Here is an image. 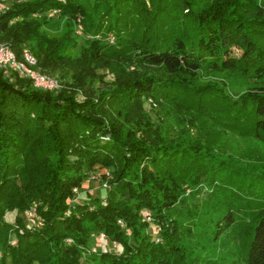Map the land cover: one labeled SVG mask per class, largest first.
Returning <instances> with one entry per match:
<instances>
[{
  "label": "trees",
  "instance_id": "16d2710c",
  "mask_svg": "<svg viewBox=\"0 0 264 264\" xmlns=\"http://www.w3.org/2000/svg\"><path fill=\"white\" fill-rule=\"evenodd\" d=\"M61 22L65 41L75 23L92 38L62 90L0 74V264H221L194 255L170 214L200 186L234 197L215 233L245 251L240 264H264V154L223 147L227 135L264 146V0H10L0 43L17 58L26 47L51 75L66 44L41 30ZM223 77L245 88L232 96ZM94 167L109 174L104 199L72 204ZM30 207L42 221L33 231L21 217ZM98 234L120 253L87 252Z\"/></svg>",
  "mask_w": 264,
  "mask_h": 264
},
{
  "label": "rangeland",
  "instance_id": "374dc122",
  "mask_svg": "<svg viewBox=\"0 0 264 264\" xmlns=\"http://www.w3.org/2000/svg\"><path fill=\"white\" fill-rule=\"evenodd\" d=\"M9 3L10 0H0V13L6 6L9 5ZM47 17L55 20V14L52 12L48 13ZM20 21H22L21 17L14 18L10 21V24H16ZM41 31L42 33L47 34L48 37L59 42L61 41V43L64 45L66 44L61 54L62 66L54 68L51 75L42 73L39 66L36 65V62L34 67L36 72H40L57 82L56 92H58L66 86L64 80L69 77L70 72L74 67L72 64L73 60L78 57L77 55L80 53V50L84 44L87 41L92 40V38L85 34L80 25L76 23L67 36V41H65L66 34L64 33L62 22L59 24L58 28L53 27L49 30V32H47V29H42ZM107 42L112 43L113 41L112 39H109ZM23 49L27 50L26 47ZM58 65H60V62ZM102 77L104 83H110L112 81V75L107 71H104ZM219 77L222 76H218L216 78ZM201 78L203 80L209 79V75L202 74ZM223 80L225 83H227V93L231 94L232 96H236L245 88V83L243 81L231 80L228 78L226 79V77H223ZM156 108L157 107L151 109L143 102L142 109L150 118L156 117L154 112ZM188 131L190 134H194L192 129H189ZM223 145L224 151L236 159L241 158L240 155L245 150L246 146H254L259 152L264 154V146L257 141L242 140L232 135H227L225 137ZM251 163L255 168H262L261 164L254 162ZM101 174H103L106 178L109 177L107 171L99 170L97 167H94V169H92L87 174L86 182L79 189H76L75 193H73L74 197L71 200V203L75 205H82L88 198L91 199L96 197L99 199H104L103 185L105 184L103 181H101ZM223 184L225 183H222V185ZM209 189V186H207V188L206 186H200L193 192L192 190L187 189L185 192V198L180 204H177L173 210H170V214H172L175 220L178 221L180 230H185L182 232L184 241L193 247L194 255H200V257L202 256L211 261H218L221 264H240L243 261L245 251L239 250L240 248L238 244H234L228 238H226V229L219 232L218 234L215 233V231L218 229V225H225L226 217L235 212L236 201L234 197L223 188L216 187L213 193ZM14 216H16L15 212H9L5 215V220L8 223L13 222ZM36 216L39 218L37 214ZM21 217L23 219V214ZM148 232L153 241H159L158 232L154 226H151ZM9 240L13 241L15 239L13 236H10ZM94 241L99 245L101 244L100 248L95 247V252L107 251L113 254L120 253V249L116 246V244V247H114L107 238H105L103 242L97 240V238L94 239ZM231 252H234V254H231ZM198 264H201V261H199Z\"/></svg>",
  "mask_w": 264,
  "mask_h": 264
},
{
  "label": "built area",
  "instance_id": "2783aa9c",
  "mask_svg": "<svg viewBox=\"0 0 264 264\" xmlns=\"http://www.w3.org/2000/svg\"><path fill=\"white\" fill-rule=\"evenodd\" d=\"M54 14V12H52ZM21 57L17 58L14 53L9 49V47L6 44L0 43V74L6 78L9 81H13L14 76L18 78H25L28 79L31 83L32 87L44 92H56L57 91V82L49 78L48 76L36 72L34 70L35 67V59L30 55V53L23 49L21 51ZM144 103L147 107L153 109L156 107L155 102L147 98L144 100ZM103 140H107V137H103ZM105 189V185H103ZM73 193L76 192V189L72 190ZM139 215L145 223L150 224L151 223V217L148 211L141 210L139 212ZM23 221L25 228L29 231H33L35 229H38L42 226V221L36 216L35 209L33 207H30L28 210H26L23 213ZM119 225L120 222H118ZM152 225L150 224V227ZM157 232L159 231L158 228ZM94 239L97 238L99 241H104L105 237L102 234H98ZM93 239V245H90L88 247L87 252H94L95 247L100 248L101 244H97ZM157 241V240H155ZM9 244L11 246L15 245V240H9ZM114 247L115 244L112 243ZM102 249V248H101Z\"/></svg>",
  "mask_w": 264,
  "mask_h": 264
}]
</instances>
